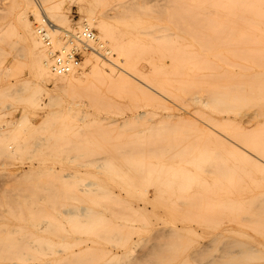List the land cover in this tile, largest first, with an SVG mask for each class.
I'll return each mask as SVG.
<instances>
[{
	"label": "bare ground",
	"instance_id": "1",
	"mask_svg": "<svg viewBox=\"0 0 264 264\" xmlns=\"http://www.w3.org/2000/svg\"><path fill=\"white\" fill-rule=\"evenodd\" d=\"M20 1L15 23L0 28L10 30L7 49L0 50V98L16 96L43 110L59 102L52 90L77 88L91 74L116 77L117 96L129 88L130 94L151 97L150 73L137 67L136 58L127 73L105 61L112 55L101 51L109 26L88 0ZM203 2L201 24L208 22L214 55L207 96L214 111L209 120L213 130L194 140L140 138L121 147H101L102 152L88 154L79 164L91 175L76 179L72 192L60 185L43 187L39 176L48 163L16 171L15 178L33 184L5 194L14 205L24 198L20 205L25 210L13 211L9 218L0 212V264H264V0ZM71 4L79 7L81 17L75 25L68 16ZM87 30L93 34L88 46L73 41ZM71 43L81 51L78 62L69 53ZM57 53L68 60V71L57 69ZM157 53L159 58L150 62L166 80L176 67L175 53ZM133 73L145 78L144 86L135 83ZM90 94L101 97L100 92ZM189 96L203 101L200 92ZM15 148L0 143L5 155ZM203 173L207 178L201 179ZM70 176L72 172L63 173ZM137 195L170 216L168 225L150 237L142 235L149 218L135 202ZM65 197L80 203L63 202ZM94 197L103 200L81 203ZM42 199L53 202L52 212L40 208ZM193 223L208 230L207 235ZM66 224L89 233L87 238L77 244L54 241L52 235L62 238ZM90 239L94 248L72 250Z\"/></svg>",
	"mask_w": 264,
	"mask_h": 264
},
{
	"label": "rangeland",
	"instance_id": "2",
	"mask_svg": "<svg viewBox=\"0 0 264 264\" xmlns=\"http://www.w3.org/2000/svg\"><path fill=\"white\" fill-rule=\"evenodd\" d=\"M36 1L41 4V0ZM88 3L109 26L107 45L101 50L104 54L107 51L112 53L111 56L107 54V64L127 73L131 72L136 58L137 67L144 73H150L148 88L151 97L130 94L129 88L128 92L121 91L123 96H117L116 77L102 74L98 78L91 74L77 88L52 90L58 94L59 102L47 104L43 110L16 96L0 98V143L16 145V152L12 155L0 152V212L7 214L8 218L13 211L25 210V206L20 205L25 202L24 198L17 199L18 205H14V201L5 194L33 184V181H21L14 176L16 171L29 170L31 164H49L39 176L44 188L60 185L72 192L76 179L91 175L79 164L87 160L88 154L102 152L99 150L101 147H121L129 145L128 140L140 138L194 140L203 131L213 130L214 123H209V120L214 111L207 96L212 82L209 62L214 60V55L207 38L208 22L201 24L205 9L203 0H88ZM20 4V0H0V28L11 27L15 23ZM68 16L75 25L81 18L79 7L69 5ZM9 31L0 30V50L7 49L5 43L10 38ZM119 50L129 53L121 55ZM170 50L174 51L177 64L165 80L162 71L153 68L150 59L159 58L157 51H164L166 55ZM3 55H0V60ZM122 56L126 60L117 61ZM166 61L169 63V58ZM133 74L130 77L135 83L144 86L145 78L139 73ZM15 83L16 80L11 86ZM88 89L90 93L100 92L102 98L90 94ZM196 92H200L203 101L189 96ZM75 154L82 156L74 158ZM66 172H72L73 176L63 177ZM202 178H207L206 174L203 173ZM144 199L137 195L135 202L149 218L142 235L150 237L168 225L170 216L163 210H154L152 204ZM61 200L80 203L79 199L71 197ZM93 200L103 199L94 197L83 199L81 203L94 205ZM39 206L47 212L53 211L51 200L42 199ZM177 224L183 226L182 221ZM193 225L202 235H207L208 230L195 223ZM66 226L68 229L63 231L62 238L52 235L54 241L77 244L89 234L73 229V224ZM87 242L84 246H73L72 250L95 247L94 239Z\"/></svg>",
	"mask_w": 264,
	"mask_h": 264
},
{
	"label": "built area",
	"instance_id": "3",
	"mask_svg": "<svg viewBox=\"0 0 264 264\" xmlns=\"http://www.w3.org/2000/svg\"><path fill=\"white\" fill-rule=\"evenodd\" d=\"M67 37V36H66ZM93 34L87 30V32L85 31L84 34H82L81 36L74 38L72 37L73 41H77L80 44H83V46H88V42L90 39H92ZM48 44H50V41L48 42ZM72 44V50L69 52L71 53V57L75 60V61H79L80 57H81V51L77 48H75V44L76 43H71ZM85 49H87V47H83ZM56 52V51H55ZM57 62H56V66L57 69L62 72V71H68L69 70V62L68 60L62 55V53H57Z\"/></svg>",
	"mask_w": 264,
	"mask_h": 264
}]
</instances>
